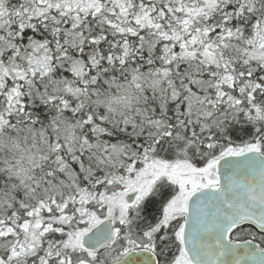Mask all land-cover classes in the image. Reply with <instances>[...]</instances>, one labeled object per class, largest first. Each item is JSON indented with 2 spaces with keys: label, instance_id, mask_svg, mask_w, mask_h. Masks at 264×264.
I'll use <instances>...</instances> for the list:
<instances>
[{
  "label": "snow or ice",
  "instance_id": "obj_1",
  "mask_svg": "<svg viewBox=\"0 0 264 264\" xmlns=\"http://www.w3.org/2000/svg\"><path fill=\"white\" fill-rule=\"evenodd\" d=\"M0 264H264V0H0Z\"/></svg>",
  "mask_w": 264,
  "mask_h": 264
}]
</instances>
